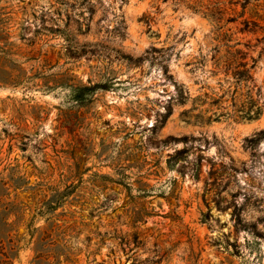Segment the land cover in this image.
<instances>
[{"label":"rangeland","instance_id":"rangeland-1","mask_svg":"<svg viewBox=\"0 0 264 264\" xmlns=\"http://www.w3.org/2000/svg\"><path fill=\"white\" fill-rule=\"evenodd\" d=\"M0 264H264V0H0Z\"/></svg>","mask_w":264,"mask_h":264}]
</instances>
